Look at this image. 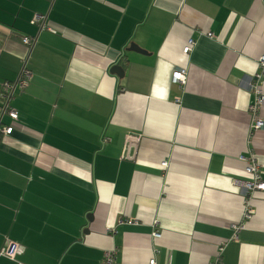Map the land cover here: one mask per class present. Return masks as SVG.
Wrapping results in <instances>:
<instances>
[{"label":"crops","instance_id":"obj_1","mask_svg":"<svg viewBox=\"0 0 264 264\" xmlns=\"http://www.w3.org/2000/svg\"><path fill=\"white\" fill-rule=\"evenodd\" d=\"M262 56L264 0H0V264H264Z\"/></svg>","mask_w":264,"mask_h":264},{"label":"built area","instance_id":"obj_2","mask_svg":"<svg viewBox=\"0 0 264 264\" xmlns=\"http://www.w3.org/2000/svg\"><path fill=\"white\" fill-rule=\"evenodd\" d=\"M208 36H211V33L207 34ZM31 38L30 37H24L23 41L24 43L30 45L31 44ZM195 43V40L192 38H189L186 42V44L183 46V52L189 53L192 49L193 45ZM260 60L264 63V56L260 58ZM31 77V73L29 70L24 69L22 73V77L17 80L14 84L10 83H4L2 85V88L0 89V100H1V106L0 111L7 112L10 117L17 119L18 113L14 111L13 109L9 108V99L10 96L13 94V91L18 87L19 89H22L27 82L29 81ZM172 81L181 85H184L186 82V73L185 70L182 68H176L172 72ZM252 88V87H250ZM255 88V87H254ZM255 90V89H254ZM255 94L257 95L256 99L253 101V103L250 104V110L254 112L255 114V120L252 125L254 129H258L264 125V122L256 115L258 108L263 103L262 97L264 96L263 90L258 88L255 90ZM0 132L3 134H10L12 132V127H1ZM130 143L129 145H134L135 142H131L132 138L128 140ZM123 157L126 158H132L133 154L131 152H128L125 154V151L122 153ZM241 159L246 162V172L250 174L251 178L248 180V182H245L242 186H244V193H243V204H244V211H243V219H248L251 216L252 208L250 207L248 203V198H250V194L253 193L256 190H264V179L262 177L263 171L260 167V165L256 162L255 157L252 154H249L248 157L241 156ZM166 163L163 162L162 165H165ZM127 223H136L134 220H126ZM241 223L239 224H232V227L237 230L240 227ZM153 236L156 237L159 234L154 230L152 232ZM235 236V235H234ZM25 247L18 242L7 239L6 244L0 248V255L6 256L12 260H18L21 256V254L24 252ZM221 250V249H220ZM117 260V252L116 248L112 250H107L103 253V256L100 260V264H113ZM149 264H155V259L150 258ZM211 264H221L217 260L214 262H211ZM226 264V263H223Z\"/></svg>","mask_w":264,"mask_h":264},{"label":"water","instance_id":"obj_3","mask_svg":"<svg viewBox=\"0 0 264 264\" xmlns=\"http://www.w3.org/2000/svg\"><path fill=\"white\" fill-rule=\"evenodd\" d=\"M129 50H135V51H138V52H145V51L142 50L138 45H136V44H134V43H131V46H130ZM113 69L121 70V68H120L119 65H115V66H113Z\"/></svg>","mask_w":264,"mask_h":264},{"label":"rangeland","instance_id":"obj_4","mask_svg":"<svg viewBox=\"0 0 264 264\" xmlns=\"http://www.w3.org/2000/svg\"><path fill=\"white\" fill-rule=\"evenodd\" d=\"M150 260V259H149ZM149 262V261H148Z\"/></svg>","mask_w":264,"mask_h":264}]
</instances>
